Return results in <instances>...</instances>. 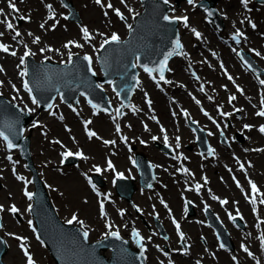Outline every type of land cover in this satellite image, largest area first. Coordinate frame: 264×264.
<instances>
[{"label":"rangeland","instance_id":"1","mask_svg":"<svg viewBox=\"0 0 264 264\" xmlns=\"http://www.w3.org/2000/svg\"><path fill=\"white\" fill-rule=\"evenodd\" d=\"M6 1L9 4V0ZM70 1L77 9L80 17L79 22L74 20L66 21L64 18H62L63 21L57 27L62 32V34H59L55 37H52L51 40H48L46 39V33L39 31V28H41V21L45 16L42 13V15L37 18L35 25L36 29H34L35 31H31V26L34 24H29L21 33L20 40H23V42L27 43L32 39L35 40L36 37H39L40 44L35 47L36 52L39 53V47L43 49V47L48 44L58 45L66 38L78 34L76 25L86 24L87 27L93 32H91V34L93 35V40H91V48L88 49V52L94 53V50L98 46L99 42L104 40L109 34H111L112 31H116L119 33L121 32L122 35H124V33L126 32L127 29L125 26L120 27L116 24V18L112 19L113 17L111 15V18L106 17L104 15V10L91 1ZM21 2L22 0L17 2L19 7ZM36 2L39 3V0H24L22 4V7L24 9L23 14H25V11L33 9L34 3ZM184 3L185 1H182V3L179 5V9L183 7L181 5H183ZM216 3L219 15L224 23L223 30H221V28H217L212 20H210L209 22L204 21L203 14L200 15L196 10L193 11L191 16L194 19L191 21L192 23L188 24L187 26L183 25L182 27L184 35L186 36L187 44L182 52V59L184 63H182L176 69L175 74L171 75L170 77L174 78V82L176 84L184 85L182 91L185 96L181 93H174L170 86L164 85L162 83L158 84L157 82H153L152 80L148 81L146 78H141L142 81L140 82V90L138 89L139 93L135 97L134 106L131 108L133 114L138 112V115H133L132 112L130 113L127 109V112L123 116H121L118 121V123H123V125H125L124 134L127 140L135 139L138 141V139L142 137V141L146 139L150 140V138L147 136H149L150 132L154 131L155 127L151 125L150 132H145V130L141 128V125L143 124L142 110L149 111V109L144 106V98L148 97L152 101V111L155 110V106L157 107L158 103L163 102L164 108L160 110L161 112L159 111V113L154 115L160 120V122H167V127L169 128L170 135L173 137L175 146L177 147V144H179V148L181 147V149H183L186 153L185 155H183L185 161H178L173 159L174 151L173 154L169 155L166 152L160 150L159 147L155 146V144L152 143L151 140L148 143V146H143L139 144V142L135 143L136 148L145 152L148 158L153 159L156 162H160V160L162 159L163 163H165V169L161 174L159 182L156 183V185L151 189H142L140 187L137 188L133 198L135 204L138 206V209L145 217L147 224H149V226L151 227L150 224L153 223L151 227L152 231H150L149 228L147 229L143 225L140 215L136 214L134 215L135 217L133 216L132 218L129 215H124L123 219L121 215L117 213V207L122 206L128 207L129 211L133 212V214L134 210L129 202L124 199L118 198L116 194H114V197L117 200V204H108L106 208V212L110 218L112 228L119 226V229L127 235V227L130 228V225L140 226L145 232L147 240L151 243H154L158 247V252H156L151 250V246L152 248H154L153 245H149V256H147L150 261H148V263L150 264H170V262L171 264H188L187 261L192 262L193 258H196V260L200 261L202 257L203 264H237L234 263V259L232 260L233 257H235L239 261V264H251L250 262L246 263V260L249 259V254L246 252H242L237 246V244L241 243L249 249V252H251L255 257L258 258L257 260H259L261 264H264V254L262 246L261 244L257 245L253 239V234L258 230L259 227H261V233L262 235H264V207H261L263 210H261V208L258 210L257 215H253L252 212L254 211V208H252L250 203L246 201V190L251 180L262 181L264 177V149L261 151L262 154L254 152L253 158V156L247 154L242 148L243 145L246 146V144L243 143L245 135L241 140L236 138V133L240 132L239 129L241 128L243 122L249 121L248 118H238L241 113H236L238 109L240 110V105H244L245 99H249L248 105L250 107H252L251 103H253V106L256 105L259 111L261 110V100L264 97V85L260 84V80L263 79L262 75L258 78L249 70L242 68L234 58L228 59L229 63L231 64V80L225 79L223 76H221V73H218L216 69H213L212 64L211 67H209L208 63L201 66L203 70H208L214 73L208 74L206 71H203L202 79L203 83L206 84L208 90H210V92L215 96V104H217L218 106L222 105V102L227 100V94L232 92L233 84L236 83L239 89L243 90L240 91V97H237L232 101L234 106L225 111V113H231V115L227 117L225 116L222 119V122L224 124L228 119L232 122V125L234 123V130H232L231 127H226L224 125L223 127L228 130V133L226 134V140L229 141L235 139V142H233L232 144L229 143V147H226L219 142L221 141V138L217 136L216 141H218V144L215 148L213 156L201 154L198 151L193 142V132L187 125V118L181 119L177 123H168L169 116L167 112V104H165L168 100L167 98H164L163 92H161L160 90V87H163V91L169 93L173 98H179L177 99L178 105L186 106L192 114V116L190 117H201V115H199V107L196 105H192L191 99L187 96V91L196 94L195 86H197L199 83L189 82L188 80H190V77L186 70H188V66H192L193 68H195L196 60L199 59L202 61V57L207 56L205 54L206 50L205 52L199 50L200 47L197 49H193L194 42L202 40V38L205 37V39H203L204 46L211 47L212 51L215 53V55H217L216 49L222 48L219 46L210 45V43L213 44V42L210 40V31L213 33V35L216 36V33H220V31L225 33L226 35H230L231 33H236L237 29H244L247 34V41L250 37L248 35V31L245 28H242L245 26L248 30L252 31L253 39V41L250 39L246 46L250 48L255 54L263 51L262 46L264 47V3L260 4L251 1L250 3L248 2L247 7H245L239 0H216ZM186 5L188 6V9H190L191 4L188 3ZM92 7H94L95 10L91 9ZM52 8L53 10H58L59 14L66 13V9L61 5L59 0H53ZM197 16H199V18H197ZM21 21H24V19ZM226 22L228 23V25L232 26V29H229L226 26ZM23 23L18 24V26L22 27L24 25ZM70 24H73V27H69ZM253 24L255 25V27L252 26ZM192 26H197L201 29V37H193L194 40L190 39V37L192 36L190 28ZM46 29L48 28L46 27ZM29 33H31V35H29ZM49 33L52 32L49 31ZM44 34L45 39L42 36ZM7 38L8 37L6 36V34L0 36L1 43L7 44L8 40H10ZM58 53H61V50H58ZM18 54H20V51ZM40 56L35 57L39 60H42L41 58L43 57ZM174 61L172 64L173 67ZM260 66L262 67V65ZM201 87L205 89L203 85ZM222 87H225V89H222ZM0 90L6 91V89ZM204 94L207 95V90ZM7 96L10 97V95ZM198 98L201 100L199 96ZM207 99L212 103L211 96H208ZM205 105L207 104L204 103V105L202 106L205 109H208ZM64 109L67 112L64 114V122L72 127V133H65L64 129L59 124V126L56 125L54 127V132L49 133L45 138L40 136V133H38V131L36 130L35 132L38 135V141H35L34 143L35 146L32 157L35 166L38 168V173H41V177L45 178L50 187H53L55 189L53 191V189L48 188V191L50 192L51 197L56 200V203L54 201L53 202L56 206L58 215L61 217V220L66 219L68 216L78 214V216L81 217L80 219H84V222L82 224L86 228L90 229V237L92 239H96L101 237L106 232L107 228L105 227V224L108 222L109 218L105 215L102 216L98 212L100 208L96 206V201L90 194L83 180V177L81 176V170H78L76 166L79 165L82 168H84V166H87L89 170H92L94 163L98 161H101L103 163L104 156L106 154H109V157L114 160L113 162L117 169L122 170L124 174L132 175L129 174L128 170L132 167L129 163V159L132 157V151L129 148V144L131 145L133 143H129L126 148L124 139L117 138V136L115 135L112 128V125H114V123L110 122L108 118L110 116L104 114L95 116L92 125L101 139H103L104 141H115V143L105 144L99 139H85L80 128V118L76 117V114L79 113L78 109H80V107L76 108L75 111L67 107H64ZM133 109H135V111ZM83 117H88V113L84 110ZM126 125H129V127H126ZM55 134L60 138H66V145L73 146L77 143H80V145H82L89 153L88 159L77 161V163L74 164L69 163L63 167V170H59L62 169L56 166V164L59 163V156L61 153L59 150V146L51 142L50 140L48 141L49 136L54 137ZM176 135L180 136L181 138L179 142H177V140H175L174 138ZM253 141L254 143H249V145L246 146V149L248 148V146H252L255 148L264 146L263 136H258L256 138L253 137ZM240 143L242 144V146ZM89 144H93L94 149H89ZM189 144L192 148H188L187 145ZM218 147L220 148L218 149ZM121 149L124 152L123 158L119 155L117 156L119 150ZM224 149L228 150L226 155L221 152ZM231 152H237L240 156V160H242L243 162L248 161L250 163L246 165V171H243L239 175V187L232 186L230 181L227 182L224 178L226 174L230 175L231 169H237L236 166L238 164L232 160ZM255 154L260 155L256 157ZM216 156H219V162H215L214 157ZM178 166H182L183 168L185 167L188 171L184 172L183 174H178L176 172V168ZM3 167L5 168L2 169ZM22 169L23 171H26L25 168ZM225 169L227 170V173H225ZM248 171H250V175H254L256 178L248 177ZM0 172V182L2 184L0 185V204L4 206L6 210H8V202L10 200H14L15 203L18 204V206L20 205L22 208H25V202L23 201V197L20 192L21 182L18 179V175L16 176L10 170L8 161L5 159V156L1 150ZM202 176H205L208 181L203 182V185L199 190L188 192L183 189V185H187L190 181L200 182L202 180ZM245 177L251 179L247 183V187ZM262 190H264V188L259 186V192H261ZM182 194H185V196H181ZM214 197L224 198V200H227L228 202H236L238 200L239 203L236 208H228V203H226L224 207H221L216 203L217 199H215ZM186 198L192 200L195 203L196 213L192 217L185 214ZM259 199L264 200V194ZM161 201L164 202L162 203L164 205V208L170 210L167 211L168 215L166 217H163V223L161 221V223L164 224L165 228L167 229V240L163 239L164 237L161 236L160 232L158 234V229L154 224L152 216L153 211L161 213L164 210V208L161 206ZM209 201H212L210 205L215 207V213L220 217V219L224 221L228 226L230 225V227L234 228L232 235L235 237L236 241L233 250H229L225 247L221 248L220 244L217 243L213 230L205 224L203 209L205 207V204H209ZM88 204H92V210L90 211L82 207L87 206ZM165 205H167V207ZM228 211L232 213L235 211L239 213L241 212L243 217L242 222L244 223L243 228L235 227L236 225L233 222L229 221L228 218H225ZM148 213L150 214L149 218ZM173 214L178 218L177 222L180 225L181 231H176L172 226L171 220H169V217L174 218ZM4 216L6 217V223L2 233L9 238V247L3 254V260L10 264H23V257L20 255L17 249V240L13 237L12 234L7 235V232H29L26 227V222L24 221L23 217L22 223L19 224L16 220H14L15 222H12V224L10 225V220H13L12 216L5 212ZM127 221L128 223L127 225H125L124 223H126ZM167 224L170 225L171 229L175 233V236L172 234V232L169 231ZM155 228L157 230H155ZM174 230L177 233L183 232L187 235V247H182L183 245L181 244L179 237ZM15 235L19 234L17 233ZM200 235L209 240V244H207L206 247L201 243ZM164 245L169 246V251L165 250ZM189 247H192V249L185 253H192V250L193 253L188 259V257H186V254L184 255L182 251ZM33 250L35 251L36 257L40 261H42L43 264H55L48 251L45 250L39 243H34ZM165 253H168V255H165ZM197 254L200 255L198 256L200 259L197 258Z\"/></svg>","mask_w":264,"mask_h":264},{"label":"snow or ice","instance_id":"2","mask_svg":"<svg viewBox=\"0 0 264 264\" xmlns=\"http://www.w3.org/2000/svg\"><path fill=\"white\" fill-rule=\"evenodd\" d=\"M122 2H124V0H122ZM164 2H165V3H168V0H164ZM187 2H188L189 4H193V3H194V0H187ZM241 2L243 3V5H244L245 7H247L249 0H241ZM96 3H97V4H101V3H102V0H96ZM8 6H9V8L12 9L14 12H18V11H19V10L16 8V4L13 3V2H11V0H9V5H8ZM48 7L51 8V5H48ZM107 7H108V8H112L113 6H112L111 3H108V4H107ZM2 11H3V10L0 9V12H2ZM115 12H116V15L119 16L121 19H125L123 13H121L119 9H115ZM105 15H107V13H105ZM20 18H21V19H30V18H28V17H20ZM163 19L166 20V21H170V22H171V21H183L184 24H185V26L188 25V17H187V16L169 17V16L165 15V16L163 17ZM0 23H6V27H7L8 29H13V27H14L13 23L7 21V18H5L4 21H0ZM55 26H56V25L53 24L52 27L55 28ZM252 26L255 27L254 24H253ZM40 27L43 28V27H44V24H41ZM128 27L131 28V25H128ZM192 31L195 33V35H196L197 37H199V36L201 35V34H200L199 32H197L195 29H192ZM82 32H83V34H84V39H85L86 42H87V41H90V40L92 39V36H91V34H90V32H89V29H88L86 26L82 28ZM2 35H3V33L0 32V36H2ZM20 35H21V33H20L19 31H17V32L15 33V36L13 37V39H15L16 37H18V36H20ZM29 35H31V33H29ZM101 35H103V34H101ZM243 35H244V34H243L242 32H240L239 29H237V31H236V33H235V37H234L235 39H237V43H239V39H238V38L241 37V36H243ZM39 39H40L39 37H36L35 40H34V43L39 42ZM119 40H120L119 36H118L117 34L113 33V34L111 35L110 39H105V40H104V42L101 44V48H103L105 44H109V43H112V42H117V43H118ZM74 43H75V42H73V41H69L68 44H65V47L67 48V47H69V45L74 44ZM175 43H176V48H177V49H179V48L182 47V45L180 44L179 39H177ZM75 46H76V47H82L83 45L76 44ZM0 50H2L3 52H6V53H7V52H9V46L6 45V44L0 43ZM40 51L43 52L44 49H41ZM16 54H17V53H16L15 51L11 52V55H13V56H16ZM177 54H180V53H177ZM30 55H34V53H32L30 50H29V51H25V53H24V57H21V58H20V64L23 65V64L25 63V57H28V56H30ZM171 55H172V53H168V55L164 57L163 61L160 62V64H159V68H158V69H155V70H158V71H159V79L162 80V81L165 80L164 72H165V70H166V66H167L168 58H169ZM257 55H260V53H257ZM46 59H47V57H46ZM84 59L87 60V61L89 62V65L91 64V59H92V58H91L90 56L85 55V56H84ZM68 63H72V54H71V52H69ZM18 67H19V65H18ZM143 67H144V70H145L146 72H148L149 74H151V73L154 71V69L149 68L147 65H144ZM0 71H3V69L0 68ZM27 75H28L27 69H24V70H22V71L20 72V76H21V77H24V76H27ZM153 79H155V77H153ZM228 79L231 80L232 77L229 76ZM165 82H166V83H170V81H165ZM0 83H2V82H0ZM260 84H261V85H264V80H260ZM23 86H24L25 90L28 91L29 94L31 95V93H32V88L29 86V82H28L27 80L24 81ZM13 87H15V85H13ZM201 90H202V89H201ZM238 90H239V91H243L242 89H239V88H238ZM31 99H32V103H33V104H39V101L36 99L35 96H32ZM235 99H236V97L233 95V96L230 97V101H229V102H231L232 100H235ZM89 103H91V101H89ZM150 103H151V102L149 101V104H150ZM197 103H199V101H197ZM52 107H53L52 104H49V105H48V108H49V109H51ZM93 107L95 108L96 105H93ZM73 110L75 111V109H73ZM133 110L135 111V109H133ZM29 111H32V109H29ZM237 111H241V110L238 109ZM53 115H55V113H53ZM185 115H187V113H185ZM205 115H207V113H205ZM222 115H224V116H230L231 113H222ZM256 115H257V116H260V117H264V98H262V101H261V110L258 111V112L256 113ZM61 119H63L62 116H61ZM84 123H85V127H86V130H87V125L90 124L91 121H85ZM217 126L219 127V125H217ZM251 127H252V125H248V124H245V125H244V128H246V129H251ZM116 130H117V132L120 131V126H119V124L116 125ZM259 131H260L261 133H264V125H261V126L259 127ZM209 134L211 135V133H209ZM96 135H97V134H96L94 131H90V130H88V136H89L90 139H91L92 137L96 136ZM0 137H2L4 141H6L7 148L12 149V148H15V147H16V145L12 142V140L9 139V136H8V135H5V133H4L3 131H0ZM122 139H125V140H126L127 138H126V137H122ZM155 139H157V137H153V140H155ZM177 140H179V137L177 138ZM165 141L167 142V137H166V136H165ZM104 143H105V144H110V143H111V144H114L115 141H104ZM142 143H143V141H142ZM177 147H179V144H177ZM208 154H209V155H214V149L209 148V150H208ZM62 155H63L64 157H68V156H72V155L82 156L83 153H82V152L72 153L71 151H66V152L63 153ZM8 159L11 160V156H9ZM108 167H109V168H113V167H114L113 164H112V162H111L110 160L108 161ZM241 167L243 168V165H241ZM183 170H184L185 172L188 171L187 169H183ZM96 171L99 172V171H100V168L97 167V168H96ZM117 176L122 177L123 174H122V173H117ZM18 178H19V179H22V180L24 179L23 177H18ZM250 183H251V182H250ZM237 185L239 186V182H237ZM200 187H201V185H199V184L196 185V189H197V190H199ZM251 190H252V193H253V194H255V193H257V192L259 191L255 183H251ZM25 195L28 197L29 200H31L34 194H33L32 192H28L27 190H25ZM214 198H215V199H218L217 197H214ZM220 202H221V204H226V203H228L227 200H221ZM252 202L255 203V198H254V196H253ZM161 203H164V202L161 201ZM261 203H264V200H261ZM165 206L167 207V205H165ZM100 209H101V215H102V216H103V215H106V214L104 213V204H103V202H101V204H100ZM2 210H3V206H0V211H2ZM28 210L31 211V205L29 206V209H28ZM10 211L13 212V213H16V212L19 211V209H17V208L13 205V206L11 207ZM237 214H239V213H237ZM229 215H230V218H231V219H233V220L235 219V217L231 216V214H229ZM242 218H243V217H241V219H242ZM74 221H77L78 223H81V224L83 223V221H78V218H77V216H76L75 214L72 216V219H70V220L67 221V223L71 224V223H73ZM173 222L176 224V228L179 230V228H180L179 223L176 222L175 220H174ZM29 224L31 225V224H32V221H29ZM0 227H2V225H0ZM106 227H107L108 229H111V228H112V225L109 223V224L106 225ZM83 234H84V237L87 238V236H88V232L85 231ZM179 234H180V238H181V240H183V239H184V233H183V232H180ZM105 235H106V236H113V237H116V238H120V237H119V231H118V230H116V231H109V232H107ZM133 235L136 236V237H139V239L137 240V243L139 244L140 241L143 239V237H140L139 233H138L135 229L133 230ZM17 239L22 241V240H24L25 238H23V237H17ZM37 239H39V237H37ZM149 239H150V238H149ZM165 239H167V237H165ZM261 242H262V247H264V235L261 236ZM20 247H21V249L23 250L25 257L27 258V264H35V261H34L32 255L29 253L27 247H26L23 243L20 244ZM141 247H143L142 244H141ZM220 247L223 248L224 245L221 244ZM242 247H243V250H244L246 253H248L249 255H253L251 252H249V249H248L247 247H244V246H242ZM165 255H168V253H165ZM233 259H235V257H233ZM170 264H171V262H170ZM257 264H259V261H257Z\"/></svg>","mask_w":264,"mask_h":264},{"label":"bare ground","instance_id":"3","mask_svg":"<svg viewBox=\"0 0 264 264\" xmlns=\"http://www.w3.org/2000/svg\"><path fill=\"white\" fill-rule=\"evenodd\" d=\"M34 1V0H33ZM91 2H94L95 0H90ZM4 2H5V0H4ZM118 6H119V4H118V2L117 1H115L114 3H113V7L112 8H109L110 10H109V14L111 15V16H114V13H115V9H117L118 8ZM107 7V6H106ZM108 8V7H107ZM91 9H93V10H95V8L94 7H92ZM173 9V6H171V10ZM32 13L34 14V18H35V15L36 14H44L45 13V11H44V8H43V6H42V4H41V2H40V4L39 3H34V9H33V11H32ZM171 13V12H170ZM30 23H32V22H30ZM160 24H162L163 25V21H161L160 20ZM247 31H248V35H249V39L246 41V44H248V42L250 41V39L253 41V39H252V31H250V30H248L247 28H245ZM59 34H62V32L58 29V28H56L54 31H52V33H47L46 34V39H48V40H51V38L52 37H55V36H57V35H59ZM156 34L159 36V41L161 42V41H163V43L164 44H166L167 42H168V40L171 38V32H169V29H166L165 27L163 28H161V31H158L157 30V32H156ZM48 37V38H47ZM262 48H263V51H264V47L262 46ZM263 51L262 52H260V53H263ZM228 57H229V55H228ZM4 60H6L7 61V63H6V66H7V71H8V77L10 76H12V75H14V69H13V61H14V59L13 58H11V57H9V56H4ZM74 78L73 77H69V80L71 81V80H73ZM172 88H173V90H174V92H178V91H180L181 90V87H179V86H172ZM110 97H111V99L112 100H114L113 99V96L110 94ZM114 102V101H113ZM249 102V101H248ZM115 103V102H114ZM162 108H164V107H160L159 108V111L162 109ZM243 109H245V107H244V105H243ZM156 132L158 133V138H160V137H162V134H163V130H161L159 127H157V129H156ZM10 134V133H9ZM171 140H169V142H170ZM89 149H94V145L93 144H89ZM154 161V160H153ZM154 163H155V165L158 167V171L159 172H161V166L156 162V161H154ZM82 207H84L85 209H88L89 211L90 210H92V204H88L87 206H82ZM92 216H93V214H92ZM92 216H91V218H92ZM9 255V254H8ZM121 255V254H120ZM186 256H188V255H186ZM188 259H189V257H188ZM187 263L188 264H192V262L191 261H187ZM122 264H136V260L134 259V258H131V257H127V256H125V255H123V263Z\"/></svg>","mask_w":264,"mask_h":264},{"label":"water","instance_id":"4","mask_svg":"<svg viewBox=\"0 0 264 264\" xmlns=\"http://www.w3.org/2000/svg\"><path fill=\"white\" fill-rule=\"evenodd\" d=\"M150 19L152 20L153 17L151 16ZM170 26H171L170 22H167V23L163 22V28L165 27L166 29H169V32H171V28H172V26H171V28H170ZM156 51H157V48H156ZM134 80H135V78H133L132 82L130 83V86L133 84ZM50 218H51V216H50Z\"/></svg>","mask_w":264,"mask_h":264}]
</instances>
